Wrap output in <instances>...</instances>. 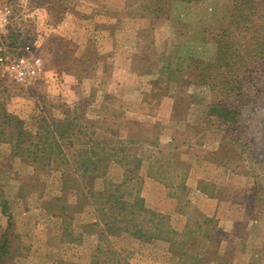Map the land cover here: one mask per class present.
I'll return each instance as SVG.
<instances>
[{
	"label": "rangeland",
	"instance_id": "1",
	"mask_svg": "<svg viewBox=\"0 0 264 264\" xmlns=\"http://www.w3.org/2000/svg\"><path fill=\"white\" fill-rule=\"evenodd\" d=\"M236 1L7 0L0 43L42 64L28 84L0 66V114L32 135L65 118L76 126L74 144L59 140L63 156L40 146L35 158L37 140L26 135L17 154L13 125L0 122V264H264V74L245 84L234 137L208 112L223 97L205 63ZM250 1L262 23L264 0ZM93 139L105 142L109 179L125 180L117 154L138 170L123 193L162 215L166 235L104 231L102 178L74 207L88 187L75 158Z\"/></svg>",
	"mask_w": 264,
	"mask_h": 264
},
{
	"label": "trees",
	"instance_id": "2",
	"mask_svg": "<svg viewBox=\"0 0 264 264\" xmlns=\"http://www.w3.org/2000/svg\"><path fill=\"white\" fill-rule=\"evenodd\" d=\"M251 2L256 6L255 1L250 0H237L235 2L231 27L224 30L221 38L215 41L217 55L214 60L205 63L208 69L213 72L207 78L208 81L215 91H221L222 100H225V102L215 100L210 105L208 112L214 115L215 124L219 127L223 125V131L231 137H234L235 127L241 121L242 112L247 102V96L244 92L245 84H252L254 80L258 85L259 80L257 77L259 74H264V21L262 23L257 22L260 17L256 15V7H250ZM247 5L250 8L248 17L242 13ZM5 40L6 43L19 47L18 41ZM240 42H242V45H240ZM220 70H222V73ZM217 72L223 76V80L219 84L215 82V79L218 78ZM254 73L258 76L252 77ZM0 122L3 125H13L14 132L11 135L14 143L13 149L17 154H21V149L26 143L24 139L26 135L31 136V140H37V142L28 145V155L36 149L35 158L39 157L37 148L40 146H49L50 151L57 147L59 150L57 155L63 156L62 148L59 147V140L65 145L74 144V140L70 137L73 136L76 125L66 120V118L49 123L50 125H46V129H43L44 133L39 130L36 135L26 132L21 127V120L7 114H0ZM54 124H56L57 129L54 128ZM89 143L90 148L80 150L75 158L74 172H81L83 181L87 179L86 185L88 187H83L84 191L78 198L79 203L77 202L74 207L81 209L91 199L88 197H94L97 193L93 187L95 180L102 178V189L97 193L99 197L97 212L104 226V231L111 234L127 232L135 237L147 239L166 235L165 229L167 226L164 224L162 215L147 208L143 198L138 194H134L131 200H127L123 193V184L132 177L137 176L138 173V170H132L128 167L127 156L117 154V161L123 167L125 180L121 183L112 181L107 177L109 157L105 154L106 149L102 145L105 142L101 143L100 140L93 139ZM45 155L47 154L43 153V156ZM54 157H50L49 160ZM65 177L68 178L66 175ZM65 183L63 181V185ZM65 188L67 187L65 186ZM82 202L83 205L79 208V204H82ZM62 209L64 211L66 205L62 206ZM172 233V231H169L168 234L171 235ZM3 253L4 247L2 246L0 248V259L3 257Z\"/></svg>",
	"mask_w": 264,
	"mask_h": 264
},
{
	"label": "built area",
	"instance_id": "3",
	"mask_svg": "<svg viewBox=\"0 0 264 264\" xmlns=\"http://www.w3.org/2000/svg\"><path fill=\"white\" fill-rule=\"evenodd\" d=\"M11 8L7 0H0V32L4 31L9 22ZM21 48V47H20ZM6 42L0 43V66H4L17 82L28 84L40 74L42 61L39 57L29 59L21 49ZM29 50L31 45H26Z\"/></svg>",
	"mask_w": 264,
	"mask_h": 264
}]
</instances>
